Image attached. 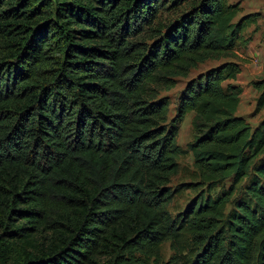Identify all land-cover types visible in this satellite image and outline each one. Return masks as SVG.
I'll use <instances>...</instances> for the list:
<instances>
[{
  "label": "trees",
  "instance_id": "trees-1",
  "mask_svg": "<svg viewBox=\"0 0 264 264\" xmlns=\"http://www.w3.org/2000/svg\"><path fill=\"white\" fill-rule=\"evenodd\" d=\"M240 10L0 0V264H264V115L236 114L230 82L256 22ZM179 78L169 117L161 92ZM252 84L259 112L264 78ZM190 112L191 179L172 188Z\"/></svg>",
  "mask_w": 264,
  "mask_h": 264
},
{
  "label": "rangeland",
  "instance_id": "rangeland-1",
  "mask_svg": "<svg viewBox=\"0 0 264 264\" xmlns=\"http://www.w3.org/2000/svg\"><path fill=\"white\" fill-rule=\"evenodd\" d=\"M230 3H236L240 6V12L238 17L245 14H256V22L249 25L243 31L245 37L251 35V41L247 44V47L238 49L237 56L234 58L239 63L241 72L238 74L235 81L232 83L239 84L242 87L241 104L239 106L238 115H242L252 125H256L261 117L264 115V110L259 112L255 111V98L258 92L253 88V82L264 78V0H228ZM223 61H207L204 64L199 65L196 70H193L189 75L190 77L199 72L200 70L208 69L217 65ZM185 78H179L178 84L167 91H162L161 95H167L170 100V112L171 117L174 112L172 108L175 106L176 95L178 91L183 87ZM193 113H188L178 128V134L176 138L177 144L185 150L182 153L178 161V171L172 177L170 186L176 187L179 183L188 182L191 179L192 171V156L187 150L188 143L192 140L193 129L191 125ZM194 191L183 190L174 195L168 208L171 212L179 210L185 206V204L194 196ZM162 252L165 258H168L171 251L169 249V243L164 242L162 244Z\"/></svg>",
  "mask_w": 264,
  "mask_h": 264
},
{
  "label": "crops",
  "instance_id": "crops-1",
  "mask_svg": "<svg viewBox=\"0 0 264 264\" xmlns=\"http://www.w3.org/2000/svg\"><path fill=\"white\" fill-rule=\"evenodd\" d=\"M240 104H241V100H240V103L238 105L237 113H239V106H240Z\"/></svg>",
  "mask_w": 264,
  "mask_h": 264
}]
</instances>
